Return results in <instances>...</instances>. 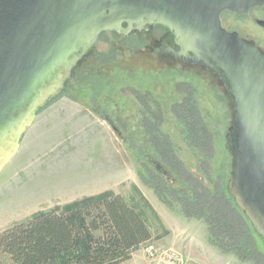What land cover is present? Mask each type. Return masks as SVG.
Returning a JSON list of instances; mask_svg holds the SVG:
<instances>
[{
    "label": "rangeland",
    "instance_id": "obj_1",
    "mask_svg": "<svg viewBox=\"0 0 264 264\" xmlns=\"http://www.w3.org/2000/svg\"><path fill=\"white\" fill-rule=\"evenodd\" d=\"M229 22L246 28L252 39L264 45V32L246 18L234 17ZM168 65L144 50L136 35L127 39L102 36L63 94L37 114L25 135L23 153L0 173V232L24 221L38 207L62 206L112 192L146 212L151 242L175 247L196 264H250L233 253H223L210 241L203 220L186 217L179 204L169 197L161 200L155 191L158 186L165 188L167 182L156 177L151 159L168 167L148 140L152 132L161 138L168 136L186 170L202 184L210 182L202 177L195 150L187 144L171 109L180 94L174 91L177 74L161 72ZM193 71L196 78L183 79L195 89L193 102L215 140L208 174L227 182L232 158L225 135L234 115L231 100L221 86H215L214 77L199 68ZM154 123L159 128L151 131ZM169 179L175 188L183 187L171 171ZM142 246L131 250L130 259L121 264H144ZM257 249L264 255L263 241H258ZM0 264L12 263L0 254Z\"/></svg>",
    "mask_w": 264,
    "mask_h": 264
},
{
    "label": "water",
    "instance_id": "obj_2",
    "mask_svg": "<svg viewBox=\"0 0 264 264\" xmlns=\"http://www.w3.org/2000/svg\"><path fill=\"white\" fill-rule=\"evenodd\" d=\"M258 6L264 0H0V173L101 34L127 38L161 26L177 48L164 54L201 65L223 83L234 112L225 135L232 158L226 189L264 242V53L220 20L224 11L244 15ZM151 165L172 181L161 164Z\"/></svg>",
    "mask_w": 264,
    "mask_h": 264
},
{
    "label": "trees",
    "instance_id": "obj_3",
    "mask_svg": "<svg viewBox=\"0 0 264 264\" xmlns=\"http://www.w3.org/2000/svg\"><path fill=\"white\" fill-rule=\"evenodd\" d=\"M106 34L110 33L101 34L99 40ZM184 88L171 109L182 125L187 144L195 150L202 177L210 182L204 185L186 170L168 136L161 138L152 132L147 137L158 158L183 186L177 189L173 181L157 173L156 177L166 181L167 186H158L155 191L161 200L169 197L179 204L186 217L203 220L210 241L223 253H233L245 263L264 264V255L257 249L262 239L228 194L229 179L224 182L208 174V163L214 157V136L195 107L192 87ZM158 128L156 123L149 127L151 131ZM146 180L152 183L147 175ZM141 200L154 215L150 205ZM141 209L112 192L54 206L0 232V254L8 256L12 264H121L130 259L131 250L151 239L146 212Z\"/></svg>",
    "mask_w": 264,
    "mask_h": 264
},
{
    "label": "flooded vegetation",
    "instance_id": "obj_4",
    "mask_svg": "<svg viewBox=\"0 0 264 264\" xmlns=\"http://www.w3.org/2000/svg\"><path fill=\"white\" fill-rule=\"evenodd\" d=\"M234 17L246 18L249 23L255 25L258 29H260L261 31L264 32V27L259 25V22H262V21L264 22V6H258V7L252 8L248 11L247 14H244V15H238V14L231 13L228 11H224L220 14L221 26L226 31L237 32L239 37L242 40L257 46L261 50V52L264 53V47H263L264 45L261 44V42H259L258 40L256 41L255 39H252L251 38L252 36L250 35V33L248 34V30L246 28L237 27V25L233 24V22H231V23L229 22V19H232ZM110 34H114V33H110ZM114 35H116V34H114ZM132 35H134V36L136 35L137 37H139V39H141V43L143 44L144 50L149 51L150 54L154 58H156V60H161L163 62H166L167 64L169 63V65L165 66V68H163L164 70H162L161 72L170 70V71L174 72L175 74H177L176 75L177 76V81H176L177 84H176V87L174 90L176 93H184V89H185L184 86L186 85L185 83H187V82L183 78H186L188 76H192L193 78H196V73L193 71L195 68H199V69L203 70L205 73L214 77V79L218 83L215 86L219 85V89L221 86V89H223L225 91L222 81L220 80V78L216 74L206 70L201 65L187 64L181 60L173 58L172 56H170L168 54L163 53L169 47H172L175 50H177V48L174 46L172 35L169 32H167L163 27L155 26L151 29H147V30H144L141 32L131 33L128 37H130ZM116 36H118V35H116ZM120 37H122V36H120ZM127 38H124V39H127ZM87 58H86V60H87ZM82 63H84V62H82ZM82 63H81V65H82ZM170 65H171V67H170ZM174 68H176V69H174ZM172 79H175L174 75H173V78H171V80ZM188 83L190 84L189 81H188ZM190 86H191V84H190ZM193 91L195 93V89ZM225 93H226V91H225ZM142 94L144 95V93H142ZM143 95H142V97H143ZM145 96H146V94L144 95V97ZM103 117H104L105 121H106V119H108L110 121L111 125H113L112 121L110 120L109 117H107V115H104ZM118 135L119 136L121 135V133L119 131H118ZM150 163H151V161H150Z\"/></svg>",
    "mask_w": 264,
    "mask_h": 264
},
{
    "label": "built area",
    "instance_id": "obj_5",
    "mask_svg": "<svg viewBox=\"0 0 264 264\" xmlns=\"http://www.w3.org/2000/svg\"><path fill=\"white\" fill-rule=\"evenodd\" d=\"M144 264H196L172 246H160L150 240L142 244Z\"/></svg>",
    "mask_w": 264,
    "mask_h": 264
},
{
    "label": "crops",
    "instance_id": "obj_6",
    "mask_svg": "<svg viewBox=\"0 0 264 264\" xmlns=\"http://www.w3.org/2000/svg\"><path fill=\"white\" fill-rule=\"evenodd\" d=\"M37 116V115H36ZM36 118V117H35ZM35 121V120H34ZM34 124V123H33ZM33 124L24 132V134H23V136H22V138H21V141H20V147H19V150H18V152L16 153V155L14 156V157H16L18 154H22L23 153V151H22V148H23V142H24V138H25V135H26V133L30 130V128L33 126ZM14 157H13V159H14ZM12 159V160H13ZM11 160V161H12ZM10 161V162H11ZM9 162V163H10ZM8 163V164H9ZM7 166V165H6ZM74 201V200H73ZM69 202H72V201H69ZM52 207H54V205H47V206H45V207H43V208H41V207H38V208H36L37 210H34L35 212H31V214H27L26 215V217L25 218H27L28 216H30V215H32V214H34V213H36V212H38V211H41V210H47V209H50V208H52Z\"/></svg>",
    "mask_w": 264,
    "mask_h": 264
}]
</instances>
